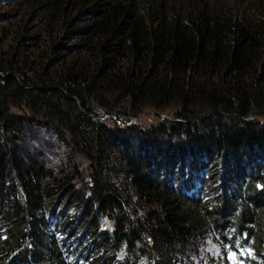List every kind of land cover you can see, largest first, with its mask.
<instances>
[{
    "label": "trees",
    "instance_id": "obj_1",
    "mask_svg": "<svg viewBox=\"0 0 264 264\" xmlns=\"http://www.w3.org/2000/svg\"><path fill=\"white\" fill-rule=\"evenodd\" d=\"M123 103L172 116L111 129ZM207 235L264 264V0H0V264H190Z\"/></svg>",
    "mask_w": 264,
    "mask_h": 264
},
{
    "label": "rangeland",
    "instance_id": "obj_2",
    "mask_svg": "<svg viewBox=\"0 0 264 264\" xmlns=\"http://www.w3.org/2000/svg\"><path fill=\"white\" fill-rule=\"evenodd\" d=\"M112 110H116L119 111V114H112L114 116H110V117H106L105 119H109V121L107 122L108 126L112 129L115 128L116 126L121 127L123 126V124L121 123L120 120H117L118 118L123 120V121H127L129 123L134 122L138 125L141 126H148L150 124H154L160 121H163L165 119H169L172 116V110H168V109H164V110H155L152 109L148 106H143L142 108H140L139 110H133L130 111L128 104L126 103V105H120ZM116 111H111L114 113H118ZM97 112H100L99 114L102 113V110H99ZM124 114V115H121ZM129 114V115H128ZM117 119H116V118ZM102 119V117H101ZM51 142H53L51 140ZM35 144V143H33ZM53 144V143H52ZM43 156L46 157V161L45 163L47 164V167L51 170L54 171L55 168L62 163V159H61V151H59L58 148L55 147V150L53 151H44L43 152ZM112 157V156H111ZM76 164L78 166H82L83 168L81 169V171H83L84 169V162H81L79 159H76ZM117 165V164H115ZM176 175V174H175ZM180 174L174 176H164V179H169L171 181V178L174 179L176 182V184L178 183V180L181 179V177H178ZM58 176V175H57ZM193 174H191L190 176H185L187 181H189L190 178H192ZM125 180L124 178H118L116 181L117 184L122 185V183L125 184ZM193 181V178H192ZM207 185V184H206ZM208 186V185H207ZM62 208L59 209V212L61 211ZM78 209L79 207H76L75 209H73V211H75V214H71V217L76 215V217L80 214L78 213ZM105 223V224H104ZM76 222L71 219L70 221H68L65 224V228L67 230H70L69 233L72 234V231H74V227H75ZM100 228H105V226L109 227L110 223L108 221L106 222H101L99 224ZM216 257H218V259H220L221 264H242L240 262H238L236 260V258L230 254L227 253L225 255L219 256V248L218 245L214 242L213 237L210 235H207L203 242H202V248H199L197 250V254L195 257H192V259L190 260V264H210L209 261L214 262V260L216 259ZM213 264V263H212Z\"/></svg>",
    "mask_w": 264,
    "mask_h": 264
}]
</instances>
